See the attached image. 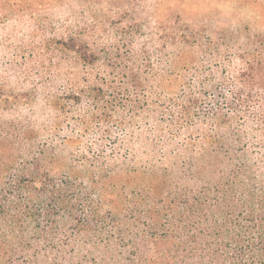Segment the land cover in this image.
I'll return each instance as SVG.
<instances>
[{
    "label": "trees",
    "instance_id": "16d2710c",
    "mask_svg": "<svg viewBox=\"0 0 264 264\" xmlns=\"http://www.w3.org/2000/svg\"><path fill=\"white\" fill-rule=\"evenodd\" d=\"M211 23L58 42L84 72L0 121V264H264V23Z\"/></svg>",
    "mask_w": 264,
    "mask_h": 264
},
{
    "label": "rangeland",
    "instance_id": "374dc122",
    "mask_svg": "<svg viewBox=\"0 0 264 264\" xmlns=\"http://www.w3.org/2000/svg\"><path fill=\"white\" fill-rule=\"evenodd\" d=\"M263 12L264 0H0V121L30 116L41 122L46 119L41 94L62 89L68 72H84L58 44L69 34L83 33L90 43L94 25L100 42L117 34L121 47L131 41V28L148 36L156 22L176 15L192 24L255 32L264 23ZM25 93H35L31 104L19 102Z\"/></svg>",
    "mask_w": 264,
    "mask_h": 264
}]
</instances>
